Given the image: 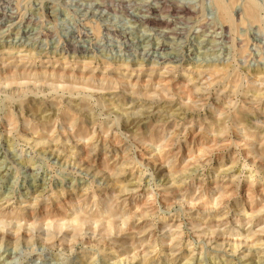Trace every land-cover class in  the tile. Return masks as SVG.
Wrapping results in <instances>:
<instances>
[{"label":"rangeland","instance_id":"374dc122","mask_svg":"<svg viewBox=\"0 0 264 264\" xmlns=\"http://www.w3.org/2000/svg\"><path fill=\"white\" fill-rule=\"evenodd\" d=\"M0 264H264V0H0Z\"/></svg>","mask_w":264,"mask_h":264},{"label":"bare ground","instance_id":"6f19581e","mask_svg":"<svg viewBox=\"0 0 264 264\" xmlns=\"http://www.w3.org/2000/svg\"><path fill=\"white\" fill-rule=\"evenodd\" d=\"M218 2H219V1H218ZM218 4H221V3H218ZM222 6H223V5H222ZM247 6H248V5H247ZM249 6H250V5H249ZM248 8H249V9H248V11H247V12H248V13H251V12H252V10H253V7H252V5H251L250 7H248ZM256 8H257V7H256ZM256 8H255V9H256ZM223 9H224V6H223ZM221 11H222V10H221ZM222 12H225V11H222ZM226 15H227V14H226ZM251 18H252V17H251ZM254 18H255V17H254ZM254 18H253V19H254ZM160 21H161V20H160ZM178 37H179V36H178Z\"/></svg>","mask_w":264,"mask_h":264}]
</instances>
